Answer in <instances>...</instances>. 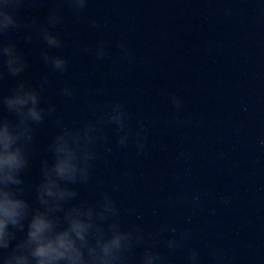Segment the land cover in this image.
Returning <instances> with one entry per match:
<instances>
[{
  "label": "clouds",
  "instance_id": "obj_1",
  "mask_svg": "<svg viewBox=\"0 0 264 264\" xmlns=\"http://www.w3.org/2000/svg\"><path fill=\"white\" fill-rule=\"evenodd\" d=\"M91 2L50 0L52 6L40 20L20 16L26 6L39 0H0V264H170L169 258L177 253L185 255V264H205L201 252L187 246L190 231L166 223L154 234L139 223L126 225L124 216L134 214L135 209L119 206L113 193L121 187L109 190L102 179L92 184L97 162L108 164L114 147L127 150L133 146L136 157L147 155L146 122L137 120L133 125L132 115L119 100L103 106L89 104V118L65 122L56 115V105L44 99L48 75L35 84L25 78L29 60L13 34H21L25 45L42 42L39 55L49 74L64 75L69 58L55 50L65 47L60 34L66 28L65 9L78 22ZM222 12L232 15L230 7ZM89 23L92 29L102 30L99 21ZM117 47L119 56L113 62L134 66L135 51L123 40ZM81 50L98 61L110 55L103 39L77 48ZM9 78L14 83L5 91ZM95 92L100 94L102 88ZM75 94L76 89L67 84L59 91L64 99ZM169 101L178 113L183 110L178 94H170ZM46 123L55 132L41 154L39 179L30 183L27 178L40 153L38 132ZM259 144L264 146V139ZM122 176L125 182L134 178L130 170ZM82 188H89L95 198H85ZM222 202L229 200L222 198ZM169 203L175 204L174 198L169 197ZM189 203L195 215L201 194H193ZM136 219L142 217L137 214ZM164 233L171 235L161 239ZM207 264H228V258L212 249Z\"/></svg>",
  "mask_w": 264,
  "mask_h": 264
},
{
  "label": "water",
  "instance_id": "obj_2",
  "mask_svg": "<svg viewBox=\"0 0 264 264\" xmlns=\"http://www.w3.org/2000/svg\"><path fill=\"white\" fill-rule=\"evenodd\" d=\"M196 193L201 194V204L192 215L189 201ZM169 197L175 204L169 203ZM114 198L121 208L135 209L134 214L124 216L126 225L139 223L154 234L166 223L190 231L192 239L187 246L198 249L205 264L212 249L220 250L228 264H264V180L174 186ZM222 198L229 203H223ZM137 214L141 220L136 219ZM169 259L170 264H185L183 253Z\"/></svg>",
  "mask_w": 264,
  "mask_h": 264
}]
</instances>
